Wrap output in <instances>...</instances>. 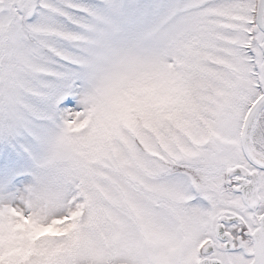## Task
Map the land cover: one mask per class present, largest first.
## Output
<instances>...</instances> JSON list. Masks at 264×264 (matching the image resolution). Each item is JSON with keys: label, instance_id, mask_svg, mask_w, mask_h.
Returning a JSON list of instances; mask_svg holds the SVG:
<instances>
[{"label": "snow or ice", "instance_id": "obj_1", "mask_svg": "<svg viewBox=\"0 0 264 264\" xmlns=\"http://www.w3.org/2000/svg\"><path fill=\"white\" fill-rule=\"evenodd\" d=\"M0 264H264V0H0Z\"/></svg>", "mask_w": 264, "mask_h": 264}]
</instances>
